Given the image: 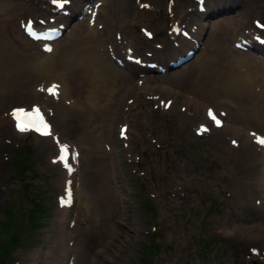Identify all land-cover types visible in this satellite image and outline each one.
Returning <instances> with one entry per match:
<instances>
[{"label": "rangeland", "instance_id": "374dc122", "mask_svg": "<svg viewBox=\"0 0 264 264\" xmlns=\"http://www.w3.org/2000/svg\"><path fill=\"white\" fill-rule=\"evenodd\" d=\"M136 1H140L141 5L146 4L147 10L142 13L135 0H110L109 5L104 6L106 15L98 16L94 22L95 26H100L97 31L101 34L99 39L104 48L110 45L115 49L112 37H118L114 32L118 25L124 28V31L116 30L119 37L125 33L130 39L128 45L135 58L134 67H122L115 62L117 57V60H133L124 47L115 50V59L112 58L109 63L118 73L129 76L128 88L132 87L131 84L137 85L138 75H145L154 86L166 80L177 90L196 94L190 90L183 70L193 62L195 56L194 59H197L204 54L210 45L211 53L208 56L215 68L220 65L221 58L218 60L212 51L222 45L227 53L233 51L231 55L242 58L251 70L264 75V0ZM196 1L201 5L207 2L204 14L198 13ZM47 2L0 0V18L6 16L7 4L13 6L10 11L12 24L10 30L8 27V33L4 34L8 37L16 35V38H10L20 42V34L25 33L23 24L27 20L32 22L35 30L62 24V32L56 40L63 45L67 43L71 31L82 30L87 12L96 4V0H71L64 10L56 11ZM170 8L174 16L169 14ZM132 12L134 14L130 16ZM59 15L62 16L58 18ZM134 16L138 22L131 21ZM61 20L63 23H58ZM171 20H177L179 28L182 26L191 31L190 44V39L184 44L186 48L190 47L188 50L192 55L183 62L180 59L188 53L186 49L187 52L181 54L184 46L161 56L152 53L153 49H157L156 45L160 46L170 34ZM240 35L248 37L249 42L254 44L235 45L234 48L233 43L239 40ZM24 41L23 45L33 53L32 57L40 55V46L25 37ZM124 50L127 54H124ZM107 79L100 87L102 94L97 99L99 107L105 103L103 90L109 87L108 84L113 85L116 78ZM37 82L39 80L31 84V90ZM118 88L122 89L120 85ZM138 91L133 89L129 94L117 96L121 111L125 99L134 98ZM152 91L154 93L156 90ZM45 92L48 94V89ZM26 93L29 94L28 90ZM152 94L146 95L149 101L142 117L123 112L119 119H114L116 112L113 111V116L98 119L96 123L93 122L96 114H91L92 121L88 118L90 128H84L96 140L92 150L90 144L82 141L81 131L68 122V114L62 112V106L54 111L41 99V95L37 97L41 104H45L52 134L68 146L66 165L71 166L69 171L72 169L69 180L72 198L66 207H62L61 200H57L65 188L61 175L69 171L57 165L53 159H48L56 155L57 147L52 142H46L38 150L36 145L40 143L30 133L12 136L6 130L10 138L0 129V248H4L8 241L3 232V214L6 211H10L7 214L10 221L23 231L18 245L10 251L7 264H136L137 259L143 257L145 245L151 241L156 247L151 249L150 258H146L148 264H251L252 261L264 264V232L262 237L254 236L252 227L258 221L262 191L257 184L254 185V179L248 178L247 182L244 179L249 161L254 162L256 169L260 168L255 162L258 159H250L257 154L254 150L243 154L245 148L249 149V143H243L240 149L226 146L221 135L225 134L226 139L232 137L229 131L217 127L218 130L205 132L204 128L201 130L193 124L189 126L191 120H178L172 108L162 109L163 103L170 99L156 103L153 99L156 95ZM26 95L15 98L18 97L15 94L14 98L5 99L0 119L6 118L13 107H32L34 100H24ZM169 96L172 98L169 94L162 96V99ZM243 97H238L236 102H227V106L222 105L217 112L223 115L227 109L231 122H238L243 109L249 107ZM176 98L179 99L176 104L181 103L175 105L178 108L176 111L181 113V99L185 95L180 92ZM176 98L173 96L172 102ZM198 99L207 103L206 106L215 108L214 101L207 94ZM231 117L235 118L232 120ZM1 120L0 127L3 128ZM251 122L256 123V120ZM120 123L122 128L129 131L126 136L128 140L126 137L120 140ZM254 123H237L234 137L243 140L246 129L264 132L261 122ZM211 132L219 135L217 142L213 135L210 136ZM78 148V155L76 152L75 158H72L71 151ZM223 152L228 154L224 155ZM77 158L78 161L72 164ZM16 164L23 169V179L30 185L28 193L33 199H38L43 209L42 221L33 232L27 226L23 227V222H27L23 212L28 201L23 199L19 188L21 181L17 174L14 175L13 166ZM69 189L64 190L69 192ZM144 202L151 205L152 212ZM249 227L252 230L250 237L245 230Z\"/></svg>", "mask_w": 264, "mask_h": 264}, {"label": "bare ground", "instance_id": "6f19581e", "mask_svg": "<svg viewBox=\"0 0 264 264\" xmlns=\"http://www.w3.org/2000/svg\"><path fill=\"white\" fill-rule=\"evenodd\" d=\"M70 1L71 0L67 1L68 5H70ZM135 2L138 6L137 8L142 13L147 10L148 6L146 4L141 5L140 1L137 2L136 0ZM95 3V5H92V10L87 12L88 14L86 16V20H84L85 23L82 27V30L80 29V31H71L69 33L70 35L67 39V43H64L63 45H59L58 40H56L57 38L55 40H51V43L49 44L50 50H48L47 52H43L42 49L40 51L38 50V53L42 56L38 55L37 57H32L33 53L27 50L26 45H23L25 44L24 37L28 39L26 33H24L23 35L20 34L22 36H20L21 38L19 37L20 42L11 39L16 38V35H14L15 37L10 36L11 38L5 35L10 30V26L12 24V15L10 11L12 10L13 6L11 4H7L6 16H3L2 13L3 17L0 18V110H2V107H4L5 99L14 98L15 94L18 95V97L15 98H20V96L26 95V91L28 90L29 94L26 95V98L24 100L29 101L30 98V100H34L32 106L38 107L41 110L42 115H46V118L48 120L47 116L49 115L45 110V104H41V102L37 100V97L41 95V99H43V101L49 104L50 108H54V111H57L58 107L62 106L63 111L60 109L59 110L64 112L65 115L68 114V122L75 125L81 131L82 141H84L86 144H90L89 148L90 150H92L93 146H96V140H94L93 136H90V134L87 133L84 128L87 126L90 128L88 118L91 120V114H96V117L93 120V122L96 121V123L99 122L98 119H107V116L112 115L113 111L116 112V114H114V119L115 117L119 119L120 114H122L123 112L127 115L130 114L131 116L136 117H139V115H141L142 117V115H144V112H146V110L144 109L146 106V102L149 101V96L147 97L146 95H151L153 93L152 90H156L152 94L156 95L153 97V99H155V102L158 103L159 101H161V103H163L164 100L170 99L169 101L163 103L164 105L162 106V109L168 110L172 108V111H174V114L178 120H191L189 126L193 124L195 127L201 128V130L202 128H204L206 129L204 130L205 132L218 130L219 128V130H225L226 132L229 131L231 132V134H233L232 137H228L226 139L225 134L221 135V139L224 141V143L226 142V146L237 147L238 149H240V146H242L243 143H249V149L242 147L243 149L245 148V152L243 154H248L250 153V151L253 150L255 151L257 155L251 156L252 158L250 159H258V161L255 162L260 168L258 167L259 169H256L253 164L254 162L249 161L248 166H246L247 168L245 170L244 179L246 182L248 181V178H250V180L254 179V185L257 184V188L262 191V197H260L261 199L258 203V207L260 209L259 217L257 219L258 221L255 222L254 225H252V227H254L253 229L255 230L253 235L257 237H262V233L264 232V209H262L264 207V146L258 144L256 140L258 137L264 138V132L258 131L256 129H246L244 131L243 140L237 139L236 137H234V135L236 134V126L244 122L254 123L251 121L256 120V123L254 124H258V122H261L260 126H262L263 128L264 75L255 72V70H251L245 63H243L242 58L231 55L230 52L233 51L227 53L226 50H224V48L222 47V45L220 47L216 45L217 49L212 51L214 56L218 58V60L221 58L220 65L215 68L214 66H212V62L210 61L211 59L208 56L209 53H211L210 45L208 46L207 50L204 51V54H201V56L197 59H194L196 57L195 56L193 58V62L187 65L183 70V73L187 75V82L189 84L190 90L194 91L196 94L191 95L183 89L177 90L171 87V85L168 84L166 80H163L160 83H156V86H154L150 83V78L146 77L145 75H138V78L136 80L137 85L133 86L131 84L132 87L128 88L129 76H125L123 74L118 73L114 66L110 65L109 63L112 61V58L115 59V50H121V47H124L125 50L128 51V53L130 52V57L133 58V60H117V57L115 62L120 63L119 66L122 65V67L133 66L135 58L133 56V52L131 51L132 48L128 45L130 43V39H127L128 37L124 35L125 33H122L123 36L119 37V34L116 30L122 29V26L118 25L114 32L118 35L117 38L120 40L117 41V38L112 37L115 49L113 46L110 45L108 47L105 41L104 45H106V48L102 46V41L99 39L101 34L99 31H97L100 30V26H95L94 22H96L98 16L101 17L102 14L106 15V10L104 6L109 5L110 0H96ZM206 5L207 2L206 4H203L202 10L198 12L199 14H204L203 12H205ZM52 9L55 10L54 8ZM0 12H2L1 9ZM132 14H134V12H132L130 16ZM169 14L171 16H174L173 10L171 8L169 10ZM61 16L62 15H59L58 18H60ZM135 18L136 16H134L131 21H136ZM58 23H63V21L61 20V22ZM170 24V34H168V36L164 39L160 46L156 45L157 49L152 50L153 54L156 52L154 55L159 54V56H161L167 51L170 53L171 51L176 50L177 47L181 48L184 46L185 48L182 50L181 53L183 54L186 53L187 50L190 48H186V45L184 43L187 41V39H190V44L192 36L190 34L191 31L189 32L188 28L184 29V27L182 26L179 28V22L177 20H171ZM176 24H178L176 32L177 35H175L174 31H172V27H175ZM110 25L111 24H109V26ZM140 28L142 29V26ZM226 29L227 27L225 28V31ZM122 30L124 31V28ZM28 40L40 47L41 44L44 43L42 40ZM95 43L96 45H94ZM179 43L180 45L182 44V46L178 45ZM252 43L253 42H249L248 37H242L240 35L239 40H235L233 46L235 48V45L240 46L242 44V46H244L245 44L250 45ZM102 47L104 48V50H101ZM98 49H100V51H98ZM126 51L124 52V54L126 53ZM260 51H262V49ZM257 62L262 64L260 60H258ZM130 75L132 76V74ZM106 79L108 81L111 79H115V83L113 85L108 84L109 87L106 90H103L105 91V93H103V101H105V103L102 107H99V102L97 99L99 98L100 94H102L100 87H102L106 83ZM35 80H39V82L35 83L31 90L30 86ZM53 85L57 86V94H47V92L45 91L49 87L52 88ZM118 85H120L122 89L118 88ZM133 89L137 91L139 90L137 96H134V98L127 97L124 101L123 110L121 111L120 106L118 105L117 96L129 94ZM148 91L150 93L147 94ZM180 92H182V94L184 93L185 95V98L181 99L183 101V107H181L182 109L180 108L181 113L176 111L178 109L177 106L181 104H176L177 100H179L176 98V96ZM169 94L172 98L173 96L176 98L175 102H172V98H170V96L166 97L165 99H162V96ZM203 94H207L214 101L213 105L215 106V108L212 109L209 106H206L207 103H202L198 99V97ZM242 95H244L243 98L249 104V107L243 109L242 116L238 119V122H231L229 116L230 114L228 113L227 109L225 110V113L223 112V115H219L217 109L222 108V105L227 106V102H236L238 100V97H242ZM55 102H57L58 104H56ZM208 102L212 103L211 100H208ZM195 108H197V111L195 110ZM209 110L214 112V114H218L221 117V123L220 126H218V129L217 127H214V125L211 124V121L209 120L210 118L206 117L205 113H207ZM175 111L177 113H175ZM195 112H197V114ZM234 118L235 117H231L232 120ZM1 121L4 126L3 128L0 127V129L1 131H3L4 135L8 134L6 133V130H9L8 132L12 136H24L27 132L19 131L16 127V123L12 121L10 115H7L6 118L3 117ZM119 127H121V123L118 125V129ZM49 130L50 135L48 136H37L36 134L34 135L31 133L34 140H37L38 143H40V145H36V149L41 150L40 147L43 148L46 142H51V137L54 136L52 134V127H50ZM123 132V134H120L121 141L127 136V134H129L127 128L126 130L124 129ZM214 133L216 132H211L210 136H212ZM9 134L8 136L12 138ZM212 137H214L215 142H217L219 139V135L217 134L213 135ZM4 140L5 139H3L2 142H4ZM126 140H128L127 137ZM127 146L128 144H126V147ZM78 151H80L79 148L74 151H71V153L77 152L78 155ZM222 154L225 155L228 154V152H223ZM232 156L235 157V154L233 153ZM57 157L58 156L56 151V155L49 156L48 159H53L57 163V165L59 164V166H63L65 169L66 166L62 164ZM77 161L78 158L75 161L73 160L72 164L76 163ZM71 172L72 169L69 173H66L64 171L61 175L63 178L62 186L66 189H69V180L71 177ZM94 172L96 171L94 170ZM64 189L62 190V194H60L62 198V207H66L67 204H69V200L72 198L70 189L69 192H66ZM245 230H247L246 234L248 237L252 236V230L250 229V227L249 229L247 228ZM54 256V253H52L53 259L55 258Z\"/></svg>", "mask_w": 264, "mask_h": 264}, {"label": "trees", "instance_id": "16d2710c", "mask_svg": "<svg viewBox=\"0 0 264 264\" xmlns=\"http://www.w3.org/2000/svg\"><path fill=\"white\" fill-rule=\"evenodd\" d=\"M22 162L24 161L22 160L21 163ZM13 167L15 169L14 175L17 174L18 179H20L21 181L19 185V188L21 189L20 193L23 196V199L28 201V206L24 209L25 212H23V216H25L27 222H23V227L27 226L29 229H31L30 231H32L36 228V226L40 224V221H42L41 219L43 217L42 216L43 209L38 204V199L37 198L33 199L31 194L28 193V190H29L28 187H30V185L28 182L24 181L23 179V176H24L23 169L20 166H18V164H16ZM145 204L147 205V209L152 212V208L150 207L151 205L148 203H145ZM8 212L6 211V213L3 214L4 221H5L4 223L5 231L3 232H5V235H6L5 240H8V241L4 244V248L2 249L0 248V264H7L6 261L8 259V256L11 254L10 251L15 249V247L19 243L20 236L23 234V231H21L20 228L15 225V223L13 224V222L10 221L9 216H7ZM155 247L156 245L154 241H151L149 244H146L144 248L143 257L141 259H137L136 264H148L146 258H150L149 255L151 253V249Z\"/></svg>", "mask_w": 264, "mask_h": 264}, {"label": "snow or ice", "instance_id": "6c2138e0", "mask_svg": "<svg viewBox=\"0 0 264 264\" xmlns=\"http://www.w3.org/2000/svg\"><path fill=\"white\" fill-rule=\"evenodd\" d=\"M53 3L56 4L57 0H53ZM26 30L31 32V25H29ZM48 50H50V49H48ZM56 88H57V86L53 85L52 88H50L48 90L49 94L50 95H56L57 94ZM13 115L17 118L16 127H17V129L19 131L24 132V131H28V130H34V131H36L37 133H39L40 135H43V136L50 135L49 126L42 119L38 120V121H33L30 124H25V123H22V122L19 121L17 113H13ZM208 116H209V118L211 120L214 121V123L217 126H220V121L216 118L215 114L211 110H209ZM122 134H123V130H122ZM256 142L258 144L264 146V138H259L258 137ZM71 155H72V158H75L76 153L73 152ZM67 156H68V148H67V146L66 145L65 146H61L60 147L59 160L61 162H64L67 159Z\"/></svg>", "mask_w": 264, "mask_h": 264}, {"label": "water", "instance_id": "95a60500", "mask_svg": "<svg viewBox=\"0 0 264 264\" xmlns=\"http://www.w3.org/2000/svg\"><path fill=\"white\" fill-rule=\"evenodd\" d=\"M181 62H182V60H181ZM251 264H256V262L255 261H252Z\"/></svg>", "mask_w": 264, "mask_h": 264}]
</instances>
